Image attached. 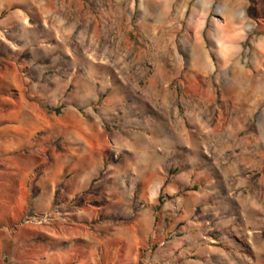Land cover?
Masks as SVG:
<instances>
[{
    "label": "crops",
    "instance_id": "1",
    "mask_svg": "<svg viewBox=\"0 0 264 264\" xmlns=\"http://www.w3.org/2000/svg\"><path fill=\"white\" fill-rule=\"evenodd\" d=\"M57 9L110 14L112 28L123 20L128 26L135 11L141 14V36H131L129 25L115 41L145 45L152 70L143 85L130 88L136 97L122 101L128 135L107 134L99 119L80 112L82 99L74 88L67 91L73 71L48 70L57 56L49 49L42 58L40 44L50 38L40 29L52 24L29 20L31 13L40 19ZM4 10L14 16L0 23L16 17V29L29 34L12 31L0 42L11 47L4 58L10 68L0 71L10 79L2 91L0 170L16 180L0 197L6 233L21 230L15 223L26 210L64 207L48 232L50 264H137L147 234L103 231L100 224L89 231L85 221L99 213L114 218L116 206L133 203L138 188L165 187L166 166L184 172L190 157L210 158L211 187L224 179L243 203L264 204V0H0V17ZM16 49H27L29 58L17 60ZM61 72L65 80L58 79ZM78 87L88 90L90 84ZM59 106V113L52 111ZM126 173L130 178L123 181ZM259 192L263 197L257 199Z\"/></svg>",
    "mask_w": 264,
    "mask_h": 264
},
{
    "label": "rangeland",
    "instance_id": "2",
    "mask_svg": "<svg viewBox=\"0 0 264 264\" xmlns=\"http://www.w3.org/2000/svg\"><path fill=\"white\" fill-rule=\"evenodd\" d=\"M4 11L0 18L11 14V10ZM56 11L43 13L40 19L34 13L30 14L31 23L45 19L52 24L51 28L40 29L43 37L50 40L40 44L43 45L42 53L39 50L36 53L42 54L44 59L50 56L49 49L56 52L58 60L47 65L50 73L53 70L73 71L74 82L67 91L74 88V94L79 96V100H83L78 106L83 115L99 119L107 134L117 132L128 135L130 125H124L125 110L122 112V101L136 97L137 94L130 88L137 84L143 85L152 70L148 64L149 54L145 45L130 46L116 44L115 41L126 35L129 25L132 27L131 36H141L136 27L141 14L135 11L131 14L128 26L123 20L120 28H112L107 21L110 14H74L61 9ZM125 15L127 14H123ZM8 20L11 21L0 23V42L1 37L9 36L12 31H18L23 36L29 35L27 30L16 29L15 22L18 18ZM5 44L0 43V71L10 68L4 58L11 47ZM47 48L48 51H45ZM26 50L16 49L14 55L17 60L29 58L30 53ZM31 53L34 54L32 50ZM59 75V80H65L62 76L64 72ZM8 80L9 77L0 76V116L3 95L8 91L5 86L10 85ZM82 82L90 84V89L86 90L85 87L80 91L81 86H78ZM59 108L60 106L52 108V111L57 113ZM140 110L143 116V110ZM148 121L150 120L145 118L143 122ZM156 127L157 125L151 126L153 129ZM148 130L147 133L154 134ZM187 159L190 161L184 172L182 167L179 170L175 165H171L169 169L166 166V172L162 173L166 177L165 187L160 190L138 188L134 192L133 203L123 202L116 206L114 218L110 215H106L107 219L102 218L99 213L85 221L86 228L89 231L97 230L100 224V230L103 231L136 230L141 236L147 234L146 239L139 243L137 264H264V253L259 250L261 244H264V204L243 203L239 190L227 188L224 179L219 178L216 187H211L210 177L214 173L210 172L209 157ZM117 160L121 161L119 158ZM197 160L199 162L194 163ZM173 161L177 163L179 158H174ZM222 164L219 166L224 170L225 166ZM6 171V168L0 170V197L6 187L16 184L15 175ZM130 175L124 174L123 181L128 180ZM217 175L220 177L225 174L218 172ZM180 181L184 183L173 187L175 182ZM143 191L147 197H141L140 193ZM263 196L259 192L256 198ZM2 210L0 206V215ZM64 212V207L40 214L26 210L15 223L21 226V230L15 234L12 230V233H6L0 226V264H50L49 228ZM34 215H47L50 218L38 223L26 222V218Z\"/></svg>",
    "mask_w": 264,
    "mask_h": 264
},
{
    "label": "built area",
    "instance_id": "3",
    "mask_svg": "<svg viewBox=\"0 0 264 264\" xmlns=\"http://www.w3.org/2000/svg\"><path fill=\"white\" fill-rule=\"evenodd\" d=\"M47 217L50 218V216H47V215H44V216H41V217H38V215H34L32 217L26 218V222H32L33 221V222L38 223V222L44 221V219L47 218Z\"/></svg>",
    "mask_w": 264,
    "mask_h": 264
},
{
    "label": "bare ground",
    "instance_id": "4",
    "mask_svg": "<svg viewBox=\"0 0 264 264\" xmlns=\"http://www.w3.org/2000/svg\"><path fill=\"white\" fill-rule=\"evenodd\" d=\"M262 247V246H261ZM262 252L264 253V248L262 249Z\"/></svg>",
    "mask_w": 264,
    "mask_h": 264
},
{
    "label": "trees",
    "instance_id": "5",
    "mask_svg": "<svg viewBox=\"0 0 264 264\" xmlns=\"http://www.w3.org/2000/svg\"><path fill=\"white\" fill-rule=\"evenodd\" d=\"M161 200V196L159 197V201Z\"/></svg>",
    "mask_w": 264,
    "mask_h": 264
}]
</instances>
